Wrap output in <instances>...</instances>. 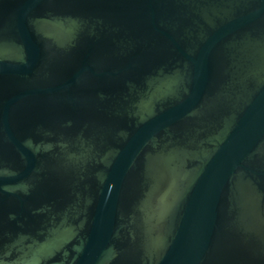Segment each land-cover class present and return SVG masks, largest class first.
<instances>
[{
    "label": "water",
    "instance_id": "1",
    "mask_svg": "<svg viewBox=\"0 0 264 264\" xmlns=\"http://www.w3.org/2000/svg\"><path fill=\"white\" fill-rule=\"evenodd\" d=\"M0 264H264V0H0Z\"/></svg>",
    "mask_w": 264,
    "mask_h": 264
}]
</instances>
